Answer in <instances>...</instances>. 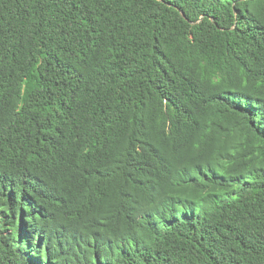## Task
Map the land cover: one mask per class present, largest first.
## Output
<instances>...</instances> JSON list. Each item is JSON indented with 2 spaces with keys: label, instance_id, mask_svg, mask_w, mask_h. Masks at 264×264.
Instances as JSON below:
<instances>
[{
  "label": "trees",
  "instance_id": "obj_1",
  "mask_svg": "<svg viewBox=\"0 0 264 264\" xmlns=\"http://www.w3.org/2000/svg\"><path fill=\"white\" fill-rule=\"evenodd\" d=\"M0 264H264V0H0Z\"/></svg>",
  "mask_w": 264,
  "mask_h": 264
}]
</instances>
